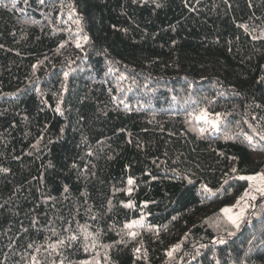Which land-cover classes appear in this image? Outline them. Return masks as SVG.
I'll list each match as a JSON object with an SVG mask.
<instances>
[{"label":"trees","instance_id":"16d2710c","mask_svg":"<svg viewBox=\"0 0 264 264\" xmlns=\"http://www.w3.org/2000/svg\"><path fill=\"white\" fill-rule=\"evenodd\" d=\"M262 137L264 0H0V264H264Z\"/></svg>","mask_w":264,"mask_h":264},{"label":"rangeland","instance_id":"374dc122","mask_svg":"<svg viewBox=\"0 0 264 264\" xmlns=\"http://www.w3.org/2000/svg\"><path fill=\"white\" fill-rule=\"evenodd\" d=\"M246 177H255L256 179L250 180V185L248 191L246 192L247 195L244 194V197L241 200L226 207L232 209L231 215L240 214L243 210L244 217L253 203L258 199L260 195H262L261 191H259L258 189H264V179H261V177H264V174H246ZM253 197H255V199H253Z\"/></svg>","mask_w":264,"mask_h":264},{"label":"snow or ice","instance_id":"6c2138e0","mask_svg":"<svg viewBox=\"0 0 264 264\" xmlns=\"http://www.w3.org/2000/svg\"><path fill=\"white\" fill-rule=\"evenodd\" d=\"M41 3H43V0H41ZM80 45L77 44V47H79ZM198 119H202V120H207L208 119V114L206 111L202 110L201 111V114L199 117H197ZM212 124H213V127H218L219 125L217 124L216 121H212ZM201 131H203V129H201ZM227 138H230V137H226ZM251 138H249L250 140ZM262 139H264V137H262ZM6 171V169L4 170ZM240 179H244V180H254L256 179L255 177H240ZM261 179H264V177H261ZM129 183H132V181L130 180ZM259 191H261L262 195H264V189H258ZM206 191H211L210 189H207L206 188ZM245 195H247V193H245ZM253 199H255V197H253ZM227 217L228 219L230 220V222L238 229L240 227V221L243 217V210L241 211L240 214H237V215H231V212H232V209L230 208H224L221 210ZM229 235H232V233H229ZM73 239H75V237H73ZM61 243H63V241H61ZM220 243H224L223 240L220 241ZM31 247V245L29 246ZM36 251H39V248L36 249ZM171 254V253H169ZM33 261H34V264H40V261L37 260V258L35 256H33Z\"/></svg>","mask_w":264,"mask_h":264},{"label":"bare ground","instance_id":"6f19581e","mask_svg":"<svg viewBox=\"0 0 264 264\" xmlns=\"http://www.w3.org/2000/svg\"><path fill=\"white\" fill-rule=\"evenodd\" d=\"M36 196V195H35ZM85 198V197H84Z\"/></svg>","mask_w":264,"mask_h":264}]
</instances>
